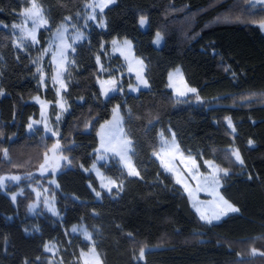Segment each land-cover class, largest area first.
<instances>
[{"label": "trees", "instance_id": "obj_1", "mask_svg": "<svg viewBox=\"0 0 264 264\" xmlns=\"http://www.w3.org/2000/svg\"><path fill=\"white\" fill-rule=\"evenodd\" d=\"M37 1L48 26L39 30L36 46L21 50L14 46L10 25L23 3L0 0V23L7 26H0V175L21 177L19 184L0 189V264H35L47 256L44 245L52 240L65 264H80L79 251L90 246L70 232L80 223L94 230L102 264H264V34L257 25L264 20V5L250 0H116L102 13L105 28L91 26L75 48L64 93L70 109L54 137L42 128L27 131L30 118L39 114L32 98L56 101L51 85L40 87L33 58L52 31L66 17L81 13L88 0ZM141 17L147 18L145 30L139 27ZM156 33L163 37L158 48L152 43ZM114 38L133 42L135 54L146 63L147 89L128 92L133 77L124 75L116 92L102 96L98 79L116 75L115 63L122 62L119 55H108ZM96 56L106 62L108 73L100 71ZM178 65L196 93L175 96L168 73ZM116 105L139 176L101 164L121 182L118 190L107 192L88 170L98 129ZM171 133L183 152L228 171L220 174V192L238 211L211 224L199 218L183 188L155 157L161 135ZM55 140L69 164L51 185V175L35 172ZM234 148L243 164L232 154ZM39 181L55 198L60 219L45 211L28 215L35 198L29 183ZM16 186L24 190L13 202L9 193ZM28 222L37 229L27 232Z\"/></svg>", "mask_w": 264, "mask_h": 264}, {"label": "rangeland", "instance_id": "obj_2", "mask_svg": "<svg viewBox=\"0 0 264 264\" xmlns=\"http://www.w3.org/2000/svg\"><path fill=\"white\" fill-rule=\"evenodd\" d=\"M20 1L23 3L21 13L18 19L10 25V29L14 35V39H13L14 46L17 49L28 50L29 48H33L38 44V32L39 30L46 28L48 26V23L42 25L40 21L35 17L28 18L25 15V9H28L32 6V0H20ZM35 2L37 6L40 8L41 15L43 16V18L47 20L44 8L37 0H35ZM250 2L253 4L264 5V3H260L259 0H250ZM96 3H99V0H88L84 4L82 12L79 13L76 17L74 18L66 17L65 20L59 25V27L53 30L52 33L48 36L45 47L40 51L39 54H36L34 56L33 61H34L36 73L39 76L40 87L42 88V90H44L48 85H51L56 92V101L55 102L47 101L40 95H35L32 98V100L39 105V114L36 118L33 117L30 118L28 125L32 124V128L29 129L27 125L28 132H33L36 128H42L45 135L48 134L53 136L52 132L48 131V129L57 132L59 135L60 123L64 115L70 109L69 103L64 97V93L67 90V85H68V78H67L68 68L70 67L71 64H73L72 56L75 52L73 51V49H75L78 44H80L85 39H87V32L91 26H96L98 28H105L106 26L105 18L102 15V13H100L99 8L95 9L94 14L97 17L96 20H92L88 18L90 15L93 14V8L90 7L89 5H95ZM143 18H145L146 22L144 25H141L139 22V27L141 30H145L147 28V18L146 17ZM34 19H36V23H33ZM100 21L104 22L103 26H100ZM259 23L260 22H258L257 24L258 26ZM13 25H17L18 27H13ZM0 26L7 27L1 23ZM61 26H63V28ZM259 28L264 34V29H262L260 26ZM64 29H66V31ZM33 30L36 37L35 41H33L30 35H28V33L32 32ZM58 30L63 31V35H64L63 41H61V39L58 36ZM78 33L83 34L82 38L80 40H74V37ZM160 36H161V40L159 44L155 43L156 34L152 41L153 45L157 48L162 46L163 44V37L161 34ZM113 41H116V43L113 44ZM125 41L130 42V45H126ZM64 44H70L71 47L64 49L65 55L64 58L62 59L60 53H61V49L64 48ZM108 55L109 56L119 55L122 58V62L115 63L113 69H116L115 70L117 71L116 75L109 77H100L98 79V85L100 87V91L103 97H107L108 95L118 90V84L120 83V81L122 80V76L124 75L126 77L131 75L133 77L132 83H130L125 88L130 93L136 94L139 90L147 89L149 87V82L146 77V63L143 58L135 54L134 44L130 39L124 38L119 40L114 38L113 40H111V42L109 43ZM97 57L99 56L95 57L96 63H97ZM0 60H2L1 57ZM97 64L101 72L103 73L109 72L106 66V62H104L101 59V57H99V63ZM130 67L132 68V71H129ZM48 68H49V72H47ZM138 74L141 76V78L147 81V87L141 84L140 81L137 79ZM108 81H115V90L109 91L108 95L105 96L103 94V89L112 87L111 84L107 83ZM61 82H63L64 84L63 88L61 87ZM168 82H169V86L171 87L175 96L177 97H181L178 94L179 91H184L186 95L188 93H192V92H188L186 90L187 88H194L191 87L186 82L183 69L181 68L180 65L176 66L175 68L169 71ZM62 104L64 105L63 108L61 107ZM229 119L230 118H227V123ZM229 128L232 131L233 129H235L233 122H232V126L231 127L229 126ZM58 135L54 137H57ZM97 136H98V145L94 150L95 159L88 171L92 172L96 176L100 186L102 184H108L109 181L116 182L114 178L107 175L103 171V169L100 168L101 164L109 165L111 163L113 165H116L122 168L123 171L127 173V175H129L128 165L130 164L138 172L132 158V150H133L132 140L125 130L124 119L118 105L113 107L111 117L100 125L97 132ZM125 140L130 141L131 143L127 146L126 158L121 159V156L118 153L123 147V141ZM57 141L58 140H55V142L51 145L50 149L47 152V156L49 157L50 164L53 163L52 158L54 155L51 149L52 146ZM160 144H161L160 146L161 148L158 150L157 153H155L156 159L161 163L162 167L167 172L172 174L176 182L178 177L181 179L182 183H178V184L183 188V190L187 194L189 202L192 208L198 214L199 218H200V212L197 211V208H199L201 211L205 212L208 215H210L213 210L219 211V208L217 207V205L220 203L219 198L214 197V195L212 194L211 174L213 170L212 168H209L205 163V161H212V160H202L201 162H198L195 155L191 153L183 152L174 134L173 137L170 136L167 137L161 135ZM112 148H115L116 151H111V150L106 151V149H112ZM236 150L237 149L234 148V151ZM61 155L65 156L61 151H57L55 153L56 157H59ZM101 156H103L104 159H99V157ZM189 156L196 161V164L198 166V172L196 169L192 168L191 161L188 159ZM68 164H69L68 160L59 159V166L55 168V172H53L52 167H49L48 171L44 172L43 174L41 173L40 168L36 170L35 173L41 176L51 175V177L47 180V182L51 185H56L55 177L57 173L60 170H62L64 167L68 166ZM93 164L96 165L95 168L92 167ZM213 164L218 166L214 162ZM165 165H167L168 167L166 168ZM221 173L223 172L218 173L220 182H219V186L216 187L215 190L216 192H218L219 196H222L224 200L228 201L220 192ZM9 176H13V175H0V177H9ZM129 176H134V175H129ZM28 179H30V177ZM28 181L29 180H27V182ZM51 181H55V183H51ZM19 182L20 180L13 181L6 179L4 187L0 189L5 190L9 185H14L17 183L19 184ZM116 185L117 187L115 186V188H112L113 186L110 185L111 190L112 189L118 190L121 187V182H116ZM185 185H187V190L185 189ZM29 187L34 192L35 198L28 206V215L30 217H35L36 215L45 211V213L51 215L53 218L60 219L61 216L56 208L55 198L51 196L47 186H45L44 183L41 184V182L39 181L35 184L29 183ZM102 188L103 190L110 192L108 188H104V187ZM200 189H207V190H200ZM23 190H24L23 186L22 187L16 186V190L10 192L9 196L12 197L13 195H15L17 198V196L20 193H22ZM99 198L100 197L96 196V199ZM228 203L231 204L233 207L237 208L230 201H228ZM49 205H52L55 208V211L57 213L56 215H54L52 211H49ZM30 206L33 207L30 208ZM40 208L43 211H41ZM230 213L232 212H228L227 214ZM226 215H222L219 220H213L212 222H218ZM74 228L76 229V231H73ZM36 229L37 227L32 222H28V224L26 225L27 232H31ZM70 232L80 235V237L83 240L88 241L90 243V246L86 251L83 250L79 251L78 260L80 264H85L86 261H88V264H95V260L93 258V253H92L93 248L95 249V253L97 254L100 260V264H102L101 254L94 246V241H95L93 238L94 230H90L85 226L84 223H80V224L72 225L70 227ZM85 232L90 234L91 239H87L85 237L84 235ZM46 245H48L51 248V251L45 250ZM44 251L47 253V256H45L42 259H38L37 260L38 262L35 264H65L62 260L61 248L56 240L47 241L44 245Z\"/></svg>", "mask_w": 264, "mask_h": 264}, {"label": "snow or ice", "instance_id": "obj_3", "mask_svg": "<svg viewBox=\"0 0 264 264\" xmlns=\"http://www.w3.org/2000/svg\"><path fill=\"white\" fill-rule=\"evenodd\" d=\"M116 2V0H99V3H96L95 5H89L90 7L93 8V14L90 15L88 18L89 19H92V20H96L97 17L96 15L94 14L95 13V9L96 8H99L100 10V13H103L104 12V9L107 8L109 5L111 4H114ZM260 3H264V0H259ZM25 15L28 17V18H33L35 17L36 19H38L40 21V23L42 25L44 24H47L48 21L46 19L43 18V16L41 15V10L40 8L37 6L35 0H32V6L28 9H25ZM36 19L33 20V23H36ZM140 24L141 25H144L145 24V18L141 17L140 19ZM104 25V22L103 21H100V26H103ZM259 26L264 29V20L260 21L259 23ZM13 27H18L17 25H13ZM63 28V26H61ZM66 31V29H64ZM28 35L31 36V38L33 39V41L36 40V37H35V34H34V30L32 32H29ZM82 33H78L75 37H74V40H80L82 38ZM58 36L59 38L61 39V41H63L64 39V35H63V31L61 30H58ZM161 40V36H160V33H156V40H155V43L159 44ZM116 41H113V44H115ZM125 44L126 45H130V42L128 41H125ZM71 47L70 44H64V48L61 49V58L63 59L64 58V49L66 48H69ZM73 51H75V49H73ZM97 63H99V57H97ZM142 63V62H141ZM39 70V69H38ZM129 71H132V68L130 67L129 68ZM137 79L140 81L141 84H143L145 87H147V81L144 80L143 78H141V76L138 74L137 75ZM107 83L111 84L112 87L111 88H107V89H103V94L105 96L108 95V92L109 91H114L115 90V81H108ZM61 87L63 88L64 87V84L63 82H61ZM133 90H136V89H133ZM188 92H192V93H196V89L195 88H187L186 89ZM180 96H184L185 95V92L184 91H179L178 93ZM197 99L199 100V96H197ZM61 107L63 108L64 105L62 104ZM228 124L229 126L231 127L232 126V122L231 120L229 119L228 121ZM29 129L32 128V124H29L28 125ZM235 129H233L234 131ZM48 131L52 132V135L53 136H56L58 135L57 132H54L52 131L51 129H48ZM131 142L130 141H123V147L121 148L120 152L118 153L120 156H121V159H125L126 158V154H127V146L130 144ZM253 142L250 140L249 141V144H252ZM108 150H111V151H116L115 148H112V149H106V151ZM51 151L53 152V158H52V161L53 163L50 164L49 162V157L47 156V153L45 154V161L43 164L40 165V170H41V173L43 174L44 172L48 171L49 167H52L53 169V172H55V168L59 166V159H63V160H68V157L66 156H59V157H56L55 156V153L57 151H62L61 150V145L59 143V141H57L53 146H52V149ZM7 150L5 149L4 150V155L7 156ZM234 156H235V159L237 161H239L241 164H243V160L241 159L240 157V154H239V151L236 150L232 153ZM99 159H104L103 156L99 157ZM188 159L191 161V164H192V168L193 169H196L197 172H198V166L196 164V161L194 159H192L190 156L188 157ZM70 162V161H69ZM206 165L209 167V168H212V174H211V186H212V194L214 195V197H218L219 198V201L220 203L217 205V207L219 208V211H215L213 210L212 213L210 215L206 214L205 212L201 211L199 208H197V211L200 212V219L201 220H204L206 221L207 223L211 224L213 220H219L221 218L222 215H226L228 212H236L238 211L237 208L233 207L231 204L228 203V201L224 200V198L222 196H219L218 192H216V187L219 186V176H218V173L220 172H223L225 176L228 175V171L226 169H222V168H219L218 166L214 165L212 161H205ZM93 168L96 167L95 164H93L92 166ZM165 167L167 168L168 166L165 165ZM128 168H129V175H134V176H139V173L135 170V168H133L130 164L128 165ZM195 178V177H193ZM13 180V181H19L21 179L20 176H16V175H13V176H9V177H0V188L4 187V184H5V180ZM51 183H55V181H51ZM177 183H182L181 179L178 177L177 178ZM111 186H116V182L115 181H109L108 184H102L101 187H104V188H108L109 191H111ZM58 187V185H57ZM185 189L187 190V185H185ZM200 190H207V189H200ZM96 196L97 197H100L101 193L99 191H96ZM11 199L13 201L16 200V196L13 195L11 197ZM33 206H30V208H32ZM49 211H52L54 215H56V211H55V208L52 206V205H49ZM73 231H76V229L74 228ZM85 237L87 239H91V236L89 233L85 232L84 233ZM45 250L46 251H51V248L46 245L45 246ZM256 250L253 249V254H255ZM92 253H93V258L95 260V264H100V260L97 256V254L95 253V249L93 248L92 250ZM261 255H264V253H260ZM144 256V250L141 249V252H140V257L143 258ZM85 264H88V261L85 262Z\"/></svg>", "mask_w": 264, "mask_h": 264}, {"label": "crops", "instance_id": "obj_4", "mask_svg": "<svg viewBox=\"0 0 264 264\" xmlns=\"http://www.w3.org/2000/svg\"><path fill=\"white\" fill-rule=\"evenodd\" d=\"M170 137H173V133H171ZM160 146H161V144H160ZM160 148H161V147H160ZM160 148H159V149H160ZM97 180H98V179H97ZM116 182H117V181H116ZM99 186H100V185H99ZM116 187H117V185H116ZM100 188L103 189L101 186H100ZM112 188H115V186H113Z\"/></svg>", "mask_w": 264, "mask_h": 264}]
</instances>
